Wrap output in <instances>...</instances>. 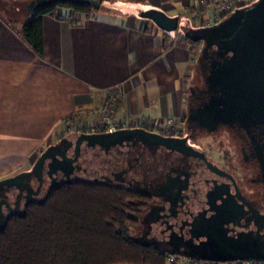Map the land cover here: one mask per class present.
I'll use <instances>...</instances> for the list:
<instances>
[{"label": "flooded vegetation", "instance_id": "1", "mask_svg": "<svg viewBox=\"0 0 264 264\" xmlns=\"http://www.w3.org/2000/svg\"><path fill=\"white\" fill-rule=\"evenodd\" d=\"M183 123L176 136L154 131L162 142L141 135L117 145H78L85 132L58 139L60 154L48 157L42 172L31 167L19 185L0 188V228L5 227L0 236L11 220L44 203L58 185L96 181L138 195L128 204L129 236L144 247L164 250L170 260L201 261L188 254L206 252L207 229L216 225L231 238L256 235L259 228L264 240V126L248 131L221 125L208 131L193 121ZM220 131L229 134L237 164L230 160L227 167L213 158L215 146L206 139Z\"/></svg>", "mask_w": 264, "mask_h": 264}, {"label": "crops", "instance_id": "2", "mask_svg": "<svg viewBox=\"0 0 264 264\" xmlns=\"http://www.w3.org/2000/svg\"><path fill=\"white\" fill-rule=\"evenodd\" d=\"M113 1L109 9L90 16L62 6L44 15L45 56L41 58L22 32L29 13L18 5L31 0H10L18 7L13 13L16 18L6 19L8 15L0 13L2 103L17 102L21 111L28 112L21 114L24 117L62 116L90 112L118 88L114 114L129 128H141V121L147 119L152 124L149 130L160 131L168 116L183 126L196 47L201 42L185 35L186 28L199 26L189 17L184 21V15L192 12L197 0ZM150 7L179 15L183 30L168 33L141 17L139 11ZM176 264L191 261L177 259Z\"/></svg>", "mask_w": 264, "mask_h": 264}, {"label": "water", "instance_id": "3", "mask_svg": "<svg viewBox=\"0 0 264 264\" xmlns=\"http://www.w3.org/2000/svg\"><path fill=\"white\" fill-rule=\"evenodd\" d=\"M60 0H31L29 10L41 4ZM68 3L89 4L94 10L102 0H62ZM140 16L151 19L159 28L173 33L181 26L179 15H169L155 7L139 11ZM185 35L195 42H202L198 57L202 76L200 84L190 87L186 122H196L200 128L215 131L221 125H238L248 131L264 126V0H256L246 7L238 8L215 26L186 28ZM146 136L162 142V136L145 128L118 129L114 132L81 133L78 145H117L132 136ZM58 144L51 145L33 165L31 172L43 171L48 157L60 154ZM31 172L0 180L2 186H15L28 178ZM24 216V214H23ZM5 227L0 228L2 231ZM209 240L206 252L200 256L188 255L201 261L264 260V240L259 228L256 235L245 232L239 238H231L220 226L207 229ZM206 232V230H205ZM211 245V246H209ZM192 254V255H191Z\"/></svg>", "mask_w": 264, "mask_h": 264}, {"label": "trees", "instance_id": "4", "mask_svg": "<svg viewBox=\"0 0 264 264\" xmlns=\"http://www.w3.org/2000/svg\"><path fill=\"white\" fill-rule=\"evenodd\" d=\"M27 4L18 5L29 13L22 32L41 58L44 15L62 6L90 16L93 8L60 0L31 11ZM137 199L132 190L102 182L58 185L44 203L9 222L0 236V264H176L164 250L129 236L128 204Z\"/></svg>", "mask_w": 264, "mask_h": 264}, {"label": "rangeland", "instance_id": "5", "mask_svg": "<svg viewBox=\"0 0 264 264\" xmlns=\"http://www.w3.org/2000/svg\"><path fill=\"white\" fill-rule=\"evenodd\" d=\"M255 1L256 0H250L251 3ZM135 2L137 1L135 0ZM12 3L13 2H10V0H0V13L4 16L8 15L6 19L11 17L16 18V16H13V13L18 7L14 6ZM113 3H115L113 0H103V5L97 11L107 10L114 5ZM137 3L141 4L140 2ZM196 3L192 11L195 10ZM27 5L25 6L27 7ZM94 12H96V10L92 8V13ZM192 13L193 12H190L188 16L186 13L184 15L186 16L184 21L187 17L191 18ZM200 24L201 23L197 22L196 25L199 26ZM202 49V43L200 42L196 47L197 52L195 54L197 59ZM198 66L197 60L193 67L194 77L189 86V93L192 85L202 82V76ZM113 91H116V95L114 101H111L110 97L111 94L114 93ZM107 96V102L104 101L96 105L90 112L87 110H78L77 112L62 116L53 114L28 117L21 116V114L28 112L21 111L17 106V102L13 105L2 103L0 96V180L16 175L21 171L29 170L31 167L34 168L32 165L41 156L40 154L43 150L55 144L58 139L64 136L76 135L81 132H104L105 128L102 123L104 113L107 114L108 112L112 115L111 117L113 120H118L114 113L118 109L117 100L119 99V89L114 88L110 90ZM32 110L36 111L34 109H31V111ZM143 120L148 121L147 119ZM215 136L214 138L206 139V143L212 141V146H215L214 148L216 150L212 155L213 158L226 164L225 166L227 167L230 164V160H234L237 164L235 146L230 141L229 134L220 131V133ZM239 171L240 170L237 169L236 174L241 176ZM172 260L176 261L177 259L172 258Z\"/></svg>", "mask_w": 264, "mask_h": 264}, {"label": "built area", "instance_id": "6", "mask_svg": "<svg viewBox=\"0 0 264 264\" xmlns=\"http://www.w3.org/2000/svg\"><path fill=\"white\" fill-rule=\"evenodd\" d=\"M250 0H197L196 8L193 13L191 14V19L195 24L197 22L201 23L199 27H206L210 28V26H215L222 22V19L230 15L234 12V10L238 8L246 7V5L250 4ZM198 26V25H196ZM111 94V101H114L116 91ZM104 113V112H103ZM102 113V114H103ZM103 114V127L107 132H114L118 129H128L129 125L122 120H113L112 115L107 112ZM143 128H150L152 127L149 121H141ZM161 126V133L164 135L169 136H176L178 130L180 128V123L171 116L165 118V120L160 123ZM264 264L262 260H234V261H225V262H216V261H209V262H201V261H191V264Z\"/></svg>", "mask_w": 264, "mask_h": 264}]
</instances>
